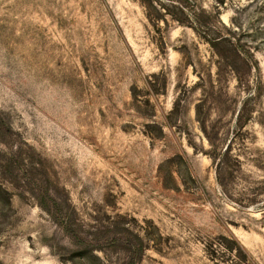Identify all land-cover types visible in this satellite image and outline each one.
Wrapping results in <instances>:
<instances>
[{
    "label": "rangeland",
    "instance_id": "rangeland-1",
    "mask_svg": "<svg viewBox=\"0 0 264 264\" xmlns=\"http://www.w3.org/2000/svg\"><path fill=\"white\" fill-rule=\"evenodd\" d=\"M140 243L264 264V0H0V264Z\"/></svg>",
    "mask_w": 264,
    "mask_h": 264
},
{
    "label": "trees",
    "instance_id": "trees-1",
    "mask_svg": "<svg viewBox=\"0 0 264 264\" xmlns=\"http://www.w3.org/2000/svg\"><path fill=\"white\" fill-rule=\"evenodd\" d=\"M230 38V37H229ZM228 37H219L215 40L212 41V46L217 49V47L221 44H225L231 51H235L236 52V45L234 43H232V41L229 39ZM44 210L51 215V210L50 208H44ZM57 211V210H56ZM58 215H59V211H57ZM54 219H57V216H53ZM60 218V217H59ZM58 223L60 224V226L62 228H64V230L66 229V231L68 232L69 227L67 226L66 222L62 219H59ZM142 252H143V247L142 244H138L137 249L134 250L133 255L131 257L130 263L128 264H135L137 262L138 259H140V257L142 256Z\"/></svg>",
    "mask_w": 264,
    "mask_h": 264
}]
</instances>
